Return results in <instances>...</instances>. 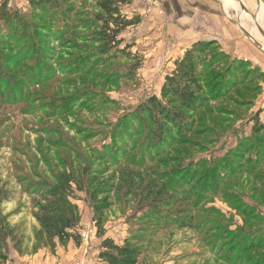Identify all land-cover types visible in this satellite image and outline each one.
<instances>
[{"label":"rangeland","instance_id":"1","mask_svg":"<svg viewBox=\"0 0 264 264\" xmlns=\"http://www.w3.org/2000/svg\"><path fill=\"white\" fill-rule=\"evenodd\" d=\"M224 1L130 0L119 8L138 21L113 44L97 0L69 1L68 17L8 0L27 28L0 32V210L19 242L0 243V264H100L105 238L134 240L136 264H264V52L240 13L262 46L264 34L256 0ZM197 42L204 99L186 127L158 130L140 106L180 109L161 87ZM67 171L84 188L79 243L36 247L40 183ZM94 202L107 204L101 231Z\"/></svg>","mask_w":264,"mask_h":264},{"label":"trees","instance_id":"2","mask_svg":"<svg viewBox=\"0 0 264 264\" xmlns=\"http://www.w3.org/2000/svg\"><path fill=\"white\" fill-rule=\"evenodd\" d=\"M69 1L71 0H28L34 9L64 17H68L70 11ZM7 2L8 0L0 2V32L7 33L6 35L10 37L13 34L17 35L19 30L27 28V21L17 12H10L7 9ZM129 2L130 0H97L96 5L101 12L99 19L108 31L107 37L102 39L114 44L124 29L138 21L135 17L128 19L121 13L119 7L128 5ZM206 45V42H197L192 51H186L184 56L176 62L173 73L166 76L161 87L163 96H173L178 100L179 110H172L162 105L155 97L149 98L140 106L149 114L158 130L165 128L168 123L178 130L186 127L187 122L182 111L192 110L204 99V87L197 78L193 54L204 52ZM6 49L13 51L11 47ZM5 62L9 63V60ZM160 121L161 124L158 125ZM260 132L264 135V125L261 126ZM161 133L162 131H159L155 139L160 140L163 137ZM40 185L39 201L33 213L39 226L35 232V246L53 249L56 243L65 245L70 240L78 244L79 238L73 231L80 223L81 216L77 205L71 200L74 198L75 191H83L84 188L71 171L60 172L54 176L53 182H42ZM92 198L95 199L93 195ZM3 199L4 197L0 195V203ZM92 207L96 226L101 231L103 211L107 208V204L94 202ZM14 230L0 210V243L6 244V241H10L14 245L18 244ZM133 241L126 239L119 245L111 238L103 239L99 253V259L102 261L100 264H136L141 250L133 244Z\"/></svg>","mask_w":264,"mask_h":264},{"label":"bare ground","instance_id":"3","mask_svg":"<svg viewBox=\"0 0 264 264\" xmlns=\"http://www.w3.org/2000/svg\"><path fill=\"white\" fill-rule=\"evenodd\" d=\"M241 2L243 3L242 0H241ZM236 4L239 5V3L235 0H225L224 1V5L226 7H228V5L229 6L232 5L235 7ZM256 4H257V8H256V16L254 19V23H255L256 28L261 29V31H263V34H264V1L263 0H256ZM239 7H240V5H239ZM245 18H248V16L243 12L240 13L239 18H238V21H239L238 26L241 30L244 29V26H243L244 24H243L242 20H244ZM240 19H241V21H240ZM244 30H246V29H244ZM251 41H253V40H251ZM254 43L257 46H259L260 50H262L264 52V46L260 45L256 40Z\"/></svg>","mask_w":264,"mask_h":264},{"label":"built area","instance_id":"4","mask_svg":"<svg viewBox=\"0 0 264 264\" xmlns=\"http://www.w3.org/2000/svg\"><path fill=\"white\" fill-rule=\"evenodd\" d=\"M78 234L81 236L84 243L92 242L95 239L96 230L94 227H85L78 230Z\"/></svg>","mask_w":264,"mask_h":264},{"label":"crops","instance_id":"5","mask_svg":"<svg viewBox=\"0 0 264 264\" xmlns=\"http://www.w3.org/2000/svg\"><path fill=\"white\" fill-rule=\"evenodd\" d=\"M178 4L177 5H185L187 7H198V6H201L199 4L200 0H178ZM188 1H191V2H188ZM40 261L38 259H35L34 261L30 262L32 264H44V260H42V257H39ZM48 264H50L49 260L47 261ZM55 264V263H54Z\"/></svg>","mask_w":264,"mask_h":264},{"label":"water","instance_id":"6","mask_svg":"<svg viewBox=\"0 0 264 264\" xmlns=\"http://www.w3.org/2000/svg\"><path fill=\"white\" fill-rule=\"evenodd\" d=\"M235 1H237L241 7L245 8L244 5L242 4L241 0H235ZM242 32H244L246 37L250 38L251 40H253V42H255V38L249 32H247L244 29H242Z\"/></svg>","mask_w":264,"mask_h":264}]
</instances>
